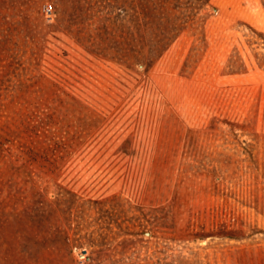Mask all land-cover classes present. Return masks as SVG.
<instances>
[{
    "label": "rangeland",
    "instance_id": "374dc122",
    "mask_svg": "<svg viewBox=\"0 0 264 264\" xmlns=\"http://www.w3.org/2000/svg\"><path fill=\"white\" fill-rule=\"evenodd\" d=\"M0 264H264V0H0Z\"/></svg>",
    "mask_w": 264,
    "mask_h": 264
},
{
    "label": "built area",
    "instance_id": "2783aa9c",
    "mask_svg": "<svg viewBox=\"0 0 264 264\" xmlns=\"http://www.w3.org/2000/svg\"><path fill=\"white\" fill-rule=\"evenodd\" d=\"M51 9H52V6H51L50 4H47V5L44 6V10H43V11H44L45 13H47V12H49Z\"/></svg>",
    "mask_w": 264,
    "mask_h": 264
}]
</instances>
